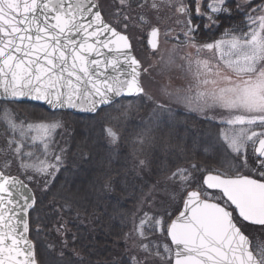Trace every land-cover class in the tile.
I'll return each mask as SVG.
<instances>
[{"label": "snow or ice", "instance_id": "1", "mask_svg": "<svg viewBox=\"0 0 264 264\" xmlns=\"http://www.w3.org/2000/svg\"><path fill=\"white\" fill-rule=\"evenodd\" d=\"M147 2L138 0L137 7ZM117 4L109 22L100 0H0V124L11 135L8 149L21 169L40 175L58 171L60 155L52 164L26 149L39 140L47 154L52 133L62 125L60 121L21 122L9 104L30 98L55 108L96 112L125 94L152 99L145 93L140 78L145 70L132 55L126 34L131 0H117ZM228 4L229 0H152L150 5L157 13L161 5L174 7L184 17L176 22L183 24L185 42L195 49V59L191 53L181 57L194 84L178 95L179 102L205 115L216 109L227 113L221 122L229 131L222 133L220 167L194 162L172 173L171 178L186 189L182 210L174 219L167 212L140 218L134 231L144 256H132L130 264L153 260L158 264H264V244L253 247L243 230L245 225L264 229V0H238L235 6L246 17V31L225 30L210 43H197L200 26L193 23L195 14L208 21L206 28L218 27L220 15H231ZM139 20L149 23L144 16ZM122 22L123 30H118ZM170 31L165 29V38ZM148 35L151 48L157 50L160 27L151 25ZM105 131L117 143L118 134L112 128ZM8 167L5 160L4 168ZM245 169L249 174H243ZM195 173L201 174L199 181ZM35 203L22 180L0 170V264H47L38 258L28 235V212ZM56 231L66 232V225ZM157 233L167 242L149 239ZM63 246H68L67 240ZM63 255L61 251L59 256Z\"/></svg>", "mask_w": 264, "mask_h": 264}, {"label": "trees", "instance_id": "2", "mask_svg": "<svg viewBox=\"0 0 264 264\" xmlns=\"http://www.w3.org/2000/svg\"><path fill=\"white\" fill-rule=\"evenodd\" d=\"M235 5L228 4L231 15L217 18L218 27L206 28L208 21L196 18L194 23L200 26L197 43L217 40L225 30L246 28V17ZM139 99H121L96 115L53 113L34 103L11 104L22 110L29 107L38 119L64 115L71 127L58 173L47 188L35 191L37 204L30 214V234L42 262L130 264L131 256L123 250V242L143 199L148 195L151 201L158 191L157 184L166 183L177 168H188L194 162L210 168L220 164L221 158H214L216 150L212 151L205 133L206 122L197 123L182 113L151 117L150 122L138 125L136 118L142 106H135L128 113L117 109L125 101ZM112 115L116 117L112 124L119 123L124 129L116 147L105 133L110 124L107 119ZM149 129L155 130L149 135ZM142 130L145 139L154 141L153 146L137 143L134 137ZM141 157L143 165L139 163ZM61 224L66 225V232L56 231ZM65 240L67 247L63 246ZM61 251L63 257L59 256Z\"/></svg>", "mask_w": 264, "mask_h": 264}, {"label": "rangeland", "instance_id": "3", "mask_svg": "<svg viewBox=\"0 0 264 264\" xmlns=\"http://www.w3.org/2000/svg\"><path fill=\"white\" fill-rule=\"evenodd\" d=\"M235 1L238 2V0H229V2ZM137 2L138 0H131V8L126 9L127 14L131 17V19L127 22L128 27L126 29V33L129 35L132 41L136 55L143 63L142 69L145 71H142V83L145 88V93L152 99H147V97L142 95L140 96L139 101H125L117 109H126V112L128 113L130 110L134 109L135 106H142L143 110L140 111L136 118L138 125H145L147 122H150L151 117H161L160 115L163 116L165 114L178 116V114L182 113L192 116L193 119L197 121V123L206 122L205 124L207 125L208 129L205 131V133L209 136L208 141L211 144V148H213L212 151H214V149L216 150L214 158H222V154L224 153L222 133L228 132L229 126L222 123L221 119L222 117L227 116V113L222 112L219 109L210 111L206 115L215 117L214 119L210 120L206 118L205 114L190 111L184 103L179 102L178 100V95L182 96L186 94L189 85L194 84L192 76L186 70V61L181 59V57L187 56L189 53H191L192 58H196L195 49L188 46L185 42V39L180 37L184 36V27L182 23H177L176 21H183L184 17L176 13L174 7L170 8L166 5H161L160 11L157 13L150 7L152 0H148L143 8L137 7ZM188 2L189 0H185V3ZM205 2H207V0H205ZM100 3L103 6L105 17L112 22L113 13L118 7L117 0H100ZM157 3H159V0H157ZM205 10L206 9L202 7L201 11ZM158 15L160 17L159 20L157 19ZM140 16H144L149 23H141L139 20ZM122 24L123 22L119 28L121 30H123ZM151 25H157L161 29L160 44L157 50H151L147 43L148 33L150 31ZM165 29H171L167 38H165L163 35ZM238 30L246 31V28L235 29V31ZM204 55H207V53H204ZM170 57L172 59V63H168ZM165 89H167L169 92H172L173 95H166L164 91ZM177 90H180L179 93H177ZM194 91L195 89H193V92ZM158 105H164V107L161 108L158 107ZM9 107L14 109L18 120L21 122H61L62 126L58 127L52 133L47 154H45L39 140H37L35 146L26 149L32 151L36 157H39L40 159H46L48 162L56 164L57 162L55 161V156H61V153L63 152L62 150L65 149L67 143L66 139L68 138V135L71 131L67 117L61 114H56L46 119H38L34 117L31 110H28L29 107H23V110L21 107L11 104H9ZM107 120L111 125H106V129L112 128L119 136L117 143H111V145L116 147L118 143H121L122 141L124 129L121 128L119 123L118 125L112 124L113 120H116L114 115H112ZM154 130L155 129H149V135ZM144 135V130L136 133L134 138L136 141L138 140L137 143L143 147L148 146V148L153 146L154 144L151 143L154 141L152 139L149 140V138L148 140L145 139ZM9 139H11V135L7 132L3 124H0V149H3L5 152H7V155H5V152H0V170H4L6 174L16 175L23 178L33 188L34 191H39L42 187L47 188V186L50 184V181L56 176L58 171H55L54 174L40 175L21 169L19 159H17L12 154L11 150L8 149L7 141ZM26 143L29 142L26 141ZM138 157L139 155H137L136 158ZM143 159L144 158L141 157L140 161H143ZM5 160L10 163V167L6 169L4 168ZM233 162L238 165V161L234 160ZM60 164L58 165V170ZM220 166L221 165L218 163L217 166L213 167ZM242 171L243 174H249L248 170L246 169ZM49 173H52L51 169H49ZM29 176H31L32 179H29ZM195 176L197 181H199L200 176H198L196 173ZM157 189L158 191H156V193L153 195L151 201H148L147 195L139 204L138 210L132 218L131 226L125 236L123 250H125V252L127 251L131 257L135 255L143 258L144 256V253H142L138 248V245L141 243V241L134 231V225L139 223L140 218L145 213H148L150 216H158L164 215L166 212L169 213L172 218H174L178 214V210H181L182 208L183 199L186 198V189L181 187L178 180H174L172 178H169L166 183H160V185L157 184ZM165 191H167L168 195L164 194ZM209 192L214 194L213 191L209 190ZM244 227L248 232L250 231L256 245L264 244V229H252L247 226ZM149 239L157 242H167V238L159 235L158 233L151 235ZM149 264H158V262L153 260L150 261Z\"/></svg>", "mask_w": 264, "mask_h": 264}, {"label": "water", "instance_id": "4", "mask_svg": "<svg viewBox=\"0 0 264 264\" xmlns=\"http://www.w3.org/2000/svg\"><path fill=\"white\" fill-rule=\"evenodd\" d=\"M149 39H150V37L148 38V44H149ZM131 41V40H130ZM131 45H132V43H131ZM149 46H150V44H149ZM158 47H159V44H158ZM150 48H151V46H150ZM152 49V48H151ZM153 50V49H152ZM131 52H132V55H134L135 57H136V55H135V53H134V51H133V48H131ZM137 58V57H136ZM138 59V58H137ZM139 60V59H138ZM140 61V60H139ZM141 63V62H140ZM141 66H142V64H141ZM141 78V77H140ZM121 97H134V96H129V95H122V96H120V97H116V98H114V100H113V102H115L117 99H119V98H121ZM18 102H34V103H38V104H42V105H44L45 107H47L49 110H51V111H67V112H72V113H75V114H96L101 108H104V107H107V106H109V105H111V104H108V105H102V106H100L98 109H97V111L96 112H89V111H82V110H80V109H72V108H63V109H61V108H55V107H53V106H51V105H49V104H47L46 102H43V101H35V100H32V99H30V98H25V99H21L20 101H18ZM12 176H16V175H12ZM18 177V176H17ZM20 180H22L23 182H24V184H26L27 186H28V188L31 190V192H32V194L34 195V197H35V200H36V196H35V193H34V191H33V189L23 180V179H21L20 177H18ZM36 204V203H35ZM35 207V205L31 208V209H29V212H28V221H29V214H30V212H31V210L33 209ZM182 210V209H181ZM28 235H29V233H28ZM29 238H30V236H29ZM31 239V238H30Z\"/></svg>", "mask_w": 264, "mask_h": 264}, {"label": "flooded vegetation", "instance_id": "5", "mask_svg": "<svg viewBox=\"0 0 264 264\" xmlns=\"http://www.w3.org/2000/svg\"><path fill=\"white\" fill-rule=\"evenodd\" d=\"M178 37H179V36H178ZM245 226H247V227H249V228H252V229H254V228H255V229H256V228H260V227H258V226H252V225H245ZM243 230L245 231L246 235L249 236L252 246L255 247V246H256V243L254 242V239L252 238V234L250 233V231L248 232V231L245 229V227H244Z\"/></svg>", "mask_w": 264, "mask_h": 264}]
</instances>
